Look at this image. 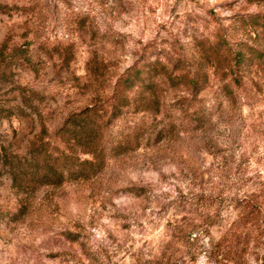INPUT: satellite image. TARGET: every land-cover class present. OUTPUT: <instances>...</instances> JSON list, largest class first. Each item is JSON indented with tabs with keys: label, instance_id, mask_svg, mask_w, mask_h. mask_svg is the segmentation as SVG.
Instances as JSON below:
<instances>
[{
	"label": "rangeland",
	"instance_id": "rangeland-1",
	"mask_svg": "<svg viewBox=\"0 0 264 264\" xmlns=\"http://www.w3.org/2000/svg\"><path fill=\"white\" fill-rule=\"evenodd\" d=\"M0 264H264V0H0Z\"/></svg>",
	"mask_w": 264,
	"mask_h": 264
},
{
	"label": "trees",
	"instance_id": "trees-1",
	"mask_svg": "<svg viewBox=\"0 0 264 264\" xmlns=\"http://www.w3.org/2000/svg\"><path fill=\"white\" fill-rule=\"evenodd\" d=\"M126 79H127V77H120V79L118 80V85H119V83L121 82V83H124L125 81H126ZM90 111V108H87L86 110H85V115H84V117L83 118H81V121L80 122H76L72 127L73 128H71V131H74V133L73 134H77V132H75V129L76 128H83V127H86L87 125H88V122H87V117L89 116V112ZM86 150V152H90L91 153V157L90 158H85V159H83V161L82 162H84V163H86V162H88L89 164H91L92 166H96V164H97V166L93 169V170H96V168H98V163H96V161H97V159H98V157H97V154L94 152V150L93 149H91V148H85ZM38 153H39V151H37L36 153H34V156H33V158L35 159L36 158V156L38 155ZM25 157H27V156H25ZM25 157H23V158H19V161H18V166L20 167H17V166H15V168H13L14 170H13V174H12V177H13V179H14V181L16 180V181H20L19 180V175L23 172L22 170H21V168L22 169H24V167H23V165H25V164H28V163H30V161L31 160H33V158L32 159H30V158H25ZM79 168H75V170H78ZM55 177H58L57 179H58V181L61 179V177H62V175L61 174H57V175H54Z\"/></svg>",
	"mask_w": 264,
	"mask_h": 264
}]
</instances>
